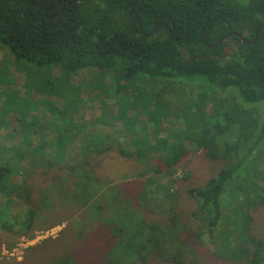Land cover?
Listing matches in <instances>:
<instances>
[{
    "label": "trees",
    "instance_id": "obj_1",
    "mask_svg": "<svg viewBox=\"0 0 264 264\" xmlns=\"http://www.w3.org/2000/svg\"><path fill=\"white\" fill-rule=\"evenodd\" d=\"M134 2L0 0V44L16 59L56 69L55 90L58 96L47 84L43 90L59 97V100L67 99L65 110L60 114L73 119L74 126L79 127L77 130L72 128V131L65 129L55 139L50 135V139L39 141L35 156H31L36 163L35 168L42 169L38 165L39 159L51 165L56 163L59 155L69 163L68 169L82 166L91 170L96 158L107 155L111 149L120 155L125 154L122 139L131 136L130 140L142 154L165 151L155 172L172 175L173 168L185 153L184 143L198 138L199 146L196 148L215 150L224 160V165L205 183L191 188L190 193L196 202L194 216L213 242L220 237L226 242V247L232 246L229 252L233 259L250 254L261 255V264H264V237L256 240L248 234L251 212L264 204V166L260 164L264 144L257 161L248 167L244 165L245 159L255 153L264 139V0ZM131 10L133 17L129 14ZM134 17L139 19L141 31ZM156 25V30L151 32ZM187 27L189 33L186 35ZM202 27L210 44L230 32L241 33L245 41L232 34L219 46L211 48L205 44ZM256 28L258 35L253 40ZM82 72L87 76H93L95 72L100 75L111 72L122 78L120 84L111 83V89L114 87L111 91L102 90L106 97L112 99L114 108L109 106L106 112L87 117L90 102L83 96V91H88L89 85H79L76 76ZM143 80L176 89L196 82L214 88L215 92L209 100L199 98L196 101L197 108L203 110L195 115L200 119L198 124H193L192 118L191 122L182 120L175 129H167L164 123L159 125L155 119L157 128L154 129L149 124L153 122H149L153 116H146L148 121L141 117L147 113V107H151L147 102L152 101V105L159 107L154 92L139 91L132 86L128 88L131 81ZM81 86L84 89L81 90ZM219 100L224 105H221V110H214ZM234 105L252 117L258 114V121L255 118L246 123L240 121L235 141L220 148L214 143V137L221 130H232L231 122L225 123V120L230 121L228 113ZM151 108L153 111L157 109ZM128 109L134 111L130 117L126 115ZM171 114L176 115L177 109ZM180 115L178 113V119ZM216 117H223L225 124L213 121ZM261 119L262 125H257ZM105 122L112 127L109 129ZM138 123L141 125L137 126ZM127 127L132 129L126 131ZM43 142L55 150L44 152ZM242 148L245 152H241ZM9 152L13 149L7 148L5 153ZM127 154H131L128 157L134 155ZM6 155L0 150V198H5L0 203V230L27 235L32 230L35 211L26 207L17 209L12 204L11 194L17 195L22 191L25 202L30 203V189L26 183L14 182L18 163L11 160L14 153L13 156ZM240 155L242 159L238 160L236 156ZM101 159L96 164H100ZM76 178L78 187L69 196L75 198L82 208L89 207L100 191V184L87 172ZM94 183L98 188H93ZM162 184L163 192L168 196L169 190L165 191L167 185ZM10 205L13 211L9 210ZM108 230V242L113 244L115 233L121 229L113 225ZM56 264H74V259L66 257ZM108 264L118 263L109 261Z\"/></svg>",
    "mask_w": 264,
    "mask_h": 264
},
{
    "label": "rangeland",
    "instance_id": "obj_2",
    "mask_svg": "<svg viewBox=\"0 0 264 264\" xmlns=\"http://www.w3.org/2000/svg\"><path fill=\"white\" fill-rule=\"evenodd\" d=\"M7 51L0 44V150L8 156L14 153L11 160H17L19 167L14 182L26 183L30 189V203L25 202L21 191L17 195L11 194L12 204L19 210L32 208L35 220L27 235L0 230V264H56L66 257L73 258L74 264H108L109 261L118 264L262 263L261 255L250 254L233 259L229 252L232 246L226 247V242L220 237L213 242L194 216L196 202L190 193L191 188L205 183L224 165V160L215 150L196 148L199 146L198 138L184 143L185 153L173 168L172 175L155 172L165 151L142 154L130 140L131 136L122 139L125 154L120 155L111 149L107 155L96 158L104 157L100 164H96L95 160L91 170L82 166L68 169L69 163L59 155L55 164L48 165V162L39 159L38 165L42 169L35 168L36 163L31 156H35L39 141L50 139V135L55 139L65 129L72 131V128L77 130L79 127L74 126L73 119H66L60 114L65 110L67 99L59 100V97L43 90L47 84L53 87L54 92H51L58 96L55 90L56 69L16 59ZM76 76L79 85H89V90L83 91V96L90 102L87 117L100 115L109 106L115 107L112 99L106 97V92L102 90L114 89H111V83L120 84L123 82L121 77L111 72L105 75L95 72L94 77L82 72ZM150 82L131 81L128 88L132 86L139 91L154 92L159 107L152 105V101L147 102L157 109L153 111V108L147 107V113L143 111L145 113L141 115L143 120L148 115L153 116L149 121L153 122L149 124L154 129L157 128L156 121L160 122L159 125L164 123L167 129H175L182 120L191 122L192 118L193 124H198L200 119L195 115L203 110L197 108L196 101L199 98L209 100L215 92L214 88L196 82L179 89ZM148 99L151 100L150 97ZM220 102H216L214 110H221L224 104ZM176 109L177 114L172 115ZM133 112L128 109L126 115L130 117ZM178 113L181 114L179 119ZM228 115L230 121L225 120V123L231 122L232 130H221L214 137V143L220 148L235 141L240 121L246 123L254 118L258 121V114L252 117L238 105H234ZM260 116L262 118V114ZM213 121L220 125L224 123L223 117H216ZM262 122L263 119L257 125H262ZM105 123L109 129L112 127ZM131 129L127 127L126 131ZM151 138L154 139L153 136ZM42 144L46 148L44 152L55 150L51 145ZM263 144L264 139L254 150L255 153L245 159V166L257 161ZM7 148L13 149V152L5 153ZM128 152L134 155L128 157L131 155ZM241 152H245L243 148ZM236 158L242 159V155ZM260 164L264 166V153ZM162 167L167 170V167ZM83 172L92 174L100 184L99 193L85 208L69 196L78 187L76 176ZM97 183L92 185L93 188H98ZM162 183L167 185L165 191L169 190L168 196L163 192ZM4 201L5 198L1 197L0 203ZM9 210H14L12 205ZM251 216L248 234L256 240H263L264 204L251 212ZM113 225L121 232L115 233L116 239L111 244L107 237L108 229ZM222 226L226 228L224 223ZM141 255H144L143 258Z\"/></svg>",
    "mask_w": 264,
    "mask_h": 264
},
{
    "label": "water",
    "instance_id": "obj_3",
    "mask_svg": "<svg viewBox=\"0 0 264 264\" xmlns=\"http://www.w3.org/2000/svg\"><path fill=\"white\" fill-rule=\"evenodd\" d=\"M135 2H136V0H135ZM134 2V3H135ZM129 14H130V16H132V10L129 12ZM133 17V16H132ZM134 19L137 21V23H138V29L141 31V24H140V21H139V19L138 18H136V17H134ZM158 27V25H156L154 28H153V30L151 31V32H154L155 30H156V28ZM257 29L258 28H256V34H255V37H254V39L253 40H255L256 38H257V35H258V33H257ZM202 31H203V35H204V41H205V44L207 45V46H209V47H211V48H215V47H217V46H219L221 43H222V41H223V39L224 38H226L227 36H229V35H232V34H234V35H237L238 37H240L243 41H245L244 40V38H243V35L241 34V33H237V32H230V33H226V34H224L216 43H214V44H210V43H208L207 42V36H206V31H205V29H204V27H202ZM189 33V29H188V27H187V33H186V35ZM146 35H150V33H145ZM252 40V41H253Z\"/></svg>",
    "mask_w": 264,
    "mask_h": 264
}]
</instances>
